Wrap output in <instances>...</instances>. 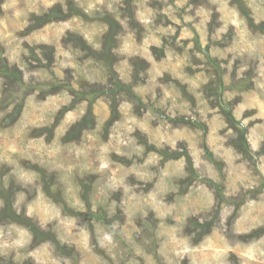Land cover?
<instances>
[{
  "label": "rangeland",
  "instance_id": "1",
  "mask_svg": "<svg viewBox=\"0 0 264 264\" xmlns=\"http://www.w3.org/2000/svg\"><path fill=\"white\" fill-rule=\"evenodd\" d=\"M0 264H264V0H0Z\"/></svg>",
  "mask_w": 264,
  "mask_h": 264
},
{
  "label": "trees",
  "instance_id": "2",
  "mask_svg": "<svg viewBox=\"0 0 264 264\" xmlns=\"http://www.w3.org/2000/svg\"><path fill=\"white\" fill-rule=\"evenodd\" d=\"M107 50H109L108 49V46H107ZM123 87H121V86H119V89H122ZM90 93V92H89ZM89 93H85L84 91L83 92H81V91H76V94L78 95V94H81L82 95V98H80L81 100L82 99H85V98H87V97H89L90 96V94ZM101 94H104V91H95L94 90V92H93V95H92V98H95L96 96H99V95H101ZM90 101H91V103H90V107H89V111H88V113H87V115H86V117L83 119V121H81L77 126H79L80 128H82V127H85V128H89V127H93V125H94V119H92V116H93V113H92V99H89ZM88 100V101H89ZM225 112H226V114H228V117L230 118V120H234V117L232 116V111L231 110H229V109H226L225 110ZM245 133H246V130L245 129H243L242 131H241V135H242V137L244 138V135H245ZM245 140H246V138H245ZM245 144H247L246 143V141H245ZM161 154L163 155H165V156H167V157H172V155H173V153L172 154H170L169 152H167L166 150L165 151H161ZM208 155H209V157H211L212 158V154L211 153H209L208 152ZM204 227V226H203ZM204 232V231H203ZM199 236H201V238H203V236H204V234L203 233H199L198 234V237Z\"/></svg>",
  "mask_w": 264,
  "mask_h": 264
}]
</instances>
